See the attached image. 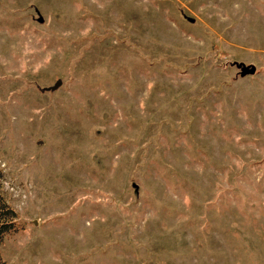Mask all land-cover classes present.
<instances>
[{
  "label": "rangeland",
  "instance_id": "obj_1",
  "mask_svg": "<svg viewBox=\"0 0 264 264\" xmlns=\"http://www.w3.org/2000/svg\"><path fill=\"white\" fill-rule=\"evenodd\" d=\"M0 193L1 264H264V0H0Z\"/></svg>",
  "mask_w": 264,
  "mask_h": 264
},
{
  "label": "trees",
  "instance_id": "obj_2",
  "mask_svg": "<svg viewBox=\"0 0 264 264\" xmlns=\"http://www.w3.org/2000/svg\"><path fill=\"white\" fill-rule=\"evenodd\" d=\"M17 214L0 193V239L5 232L15 229ZM1 264V263H0Z\"/></svg>",
  "mask_w": 264,
  "mask_h": 264
},
{
  "label": "water",
  "instance_id": "obj_3",
  "mask_svg": "<svg viewBox=\"0 0 264 264\" xmlns=\"http://www.w3.org/2000/svg\"><path fill=\"white\" fill-rule=\"evenodd\" d=\"M254 71H255L254 68L248 69V68L244 67L243 70H242V75L253 74Z\"/></svg>",
  "mask_w": 264,
  "mask_h": 264
}]
</instances>
